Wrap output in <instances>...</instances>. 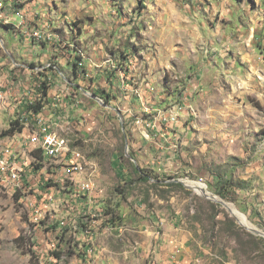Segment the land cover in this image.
<instances>
[{
	"label": "rangeland",
	"instance_id": "1",
	"mask_svg": "<svg viewBox=\"0 0 264 264\" xmlns=\"http://www.w3.org/2000/svg\"><path fill=\"white\" fill-rule=\"evenodd\" d=\"M4 1L21 5L30 18L42 10L45 18L59 16L56 28L46 25L59 35L61 50L83 51L85 65L75 76L67 70L75 58L40 59L41 51L37 62H29L18 27L5 26L16 21L0 17L5 48L29 62L10 69L11 58L0 47L4 79L12 87L4 108L12 110L0 109L1 132L23 110L12 104V94L33 101V90L51 82L46 112L56 102L69 116L71 126L58 133L76 156L71 166L84 157L81 167L99 175L91 204L104 215L100 227L98 218L84 222L91 210L87 196L76 201L74 180L60 167L63 156L43 154L45 130L37 119L39 143L29 142L27 158L14 143L3 146L5 156L18 157L0 166V264H109L98 263L100 242L131 239L134 250L141 237L155 241L163 234L168 214L180 216L200 264H264V237L245 228L264 231V0H164L180 13L166 9L160 23L149 0ZM34 28L53 41L43 23ZM47 63L57 68L41 67ZM1 86L0 100L6 94ZM84 91L99 92L103 102ZM37 122L29 118L25 125L36 131ZM37 147L41 160L29 155ZM115 156L128 179L117 175ZM13 171L33 180L28 188L9 178ZM50 178L56 181L43 191L40 180ZM207 196L228 202L231 211ZM106 208L121 216L116 227Z\"/></svg>",
	"mask_w": 264,
	"mask_h": 264
},
{
	"label": "crops",
	"instance_id": "2",
	"mask_svg": "<svg viewBox=\"0 0 264 264\" xmlns=\"http://www.w3.org/2000/svg\"><path fill=\"white\" fill-rule=\"evenodd\" d=\"M148 2H152L149 4V6H153L154 9L158 11V13L152 14L149 10V13L152 14V17H154L158 23H160V21L164 19L166 9H168L167 12H170V13L179 12L178 7L175 6V4L170 3L168 1L164 3V0H149V1H146L145 4H147ZM30 14L28 13V15ZM36 15H37V19L32 18V17L30 18V16H28L30 19L28 23L31 25V23L33 22L34 27H36V25H42L43 23L44 28H47L48 25L46 24L49 23L50 21V24L52 23L53 27L56 28L57 27L56 24L59 23V20L57 19L59 18V16L57 17L54 14L52 15L48 14L46 15L47 17L45 18L44 10L37 12ZM10 25L13 26L14 28H17L14 23H10ZM64 26H65V31H67L66 25ZM48 29L51 30L50 26H48ZM17 31L20 35L23 36L22 38L24 39L23 41L24 45L26 46L28 50L26 55H27V58H29V62L30 61L37 62L39 59L38 53L40 51L42 54V57L40 59H43V55L44 56L47 55L48 58L51 55L53 57H58L57 60L62 61L66 55L67 59L75 58L76 61H78V62H73L71 66H75V63L77 64L76 66L77 72H78L77 75L80 76L82 69L85 65V62H84L85 60L83 59L84 55L82 54L83 52L82 50H77V51L71 50V49L61 50V48L59 47V44L57 43L60 37L58 34L53 32L52 30L51 31L53 33V41H48V43L47 42L36 43L30 38H26L25 35L23 34V31L19 30V28H17ZM42 34L43 35L39 36V38L41 37L40 40L42 39L45 41V38H46L44 36L45 34L47 35L49 40H52L51 34H48L47 32H42ZM0 39H2L3 41V45H1L0 47H2L4 52L7 53L9 56L10 54L12 55V57H10L11 58L10 69L14 67H19V66L25 67L26 63H29V62H21L19 60H16L11 50H8V49L5 50L4 40L1 36H0ZM43 44H46V45L43 46ZM34 50H35V55L31 56L29 52H32ZM103 51L105 50H102L100 53H103ZM95 53L96 52H94V54ZM61 55H63V57L60 59ZM4 64H5L4 61L0 62V66H3V69L1 68L2 70H4ZM50 64L51 63L49 64L47 63L41 67L44 68ZM63 64L65 63L63 62ZM53 66L54 68H57L54 64ZM73 68H67V70L73 73ZM6 77H7V74L5 73L4 78ZM0 84L2 85L1 86L2 89H4V91L6 92L4 98L0 100V109H4V108H7V106L10 103L9 101L10 98L8 97V94H10V92L12 91V87L8 83H6L5 79H0ZM3 86L5 87L7 86V87L3 88ZM51 86H52V83H51ZM7 88H8V91H6ZM64 89H66V87ZM60 98H61V94L56 93L55 99H57V101H61L62 99ZM76 101L79 102V100H76ZM18 105L23 107L24 104H22L21 102H18ZM31 119L37 122V119H33V116L31 117ZM146 125L152 126L153 123H148ZM32 126H35V124L34 125L32 124ZM70 126H71V122H57V126L53 127V131L56 134H59L58 133L59 131L61 130L63 131L64 128L68 129ZM36 127H38V122L35 128ZM22 131H27L31 135V145H36L37 143H39L37 128H36V131H34L32 128H30V125L27 123L26 125H24ZM13 146L14 148H16L19 154H21V158H25L27 156L28 153L25 152L26 151L25 149H27L28 146H22V144L20 143H14ZM155 146L156 148L160 147L159 145L157 146L156 144ZM64 154H69V153H64ZM75 154H78V153H75ZM160 154H163V152L160 151ZM29 155L31 158H34L32 153ZM83 159L84 157H82V160H80V162L77 161V164H75V166L80 168V179H84L85 181L91 175V173H94V172H90L87 167H84V168L81 167V163L83 162ZM58 161L62 162L61 159H59V160L54 161L53 163H56ZM62 163L64 164V162ZM28 170L30 169L28 168ZM179 217L180 216H176V215L170 217V214H168L165 217V220L167 221H165V223L163 224V228H164L163 234L160 237L155 236L157 239L155 241L153 240L149 241L147 238L141 237L140 239L136 240L139 245L134 250L131 249V246L133 245V240L131 239L117 240L116 242L113 241L114 242L113 244H108L106 242L105 243L100 242L101 243V245H99L100 249L98 248V263L100 262L105 263L106 261V262H109V264H145L146 262L145 259L147 260L148 257L149 258L152 257V260L150 259L148 264H200L197 254L194 252V248L192 246L193 244H192L190 233L179 223L180 221ZM141 247L144 248V253L141 250Z\"/></svg>",
	"mask_w": 264,
	"mask_h": 264
},
{
	"label": "built area",
	"instance_id": "3",
	"mask_svg": "<svg viewBox=\"0 0 264 264\" xmlns=\"http://www.w3.org/2000/svg\"><path fill=\"white\" fill-rule=\"evenodd\" d=\"M27 14H28L27 11L23 7H21V5L13 4V3H10L9 1L5 2L4 0H0V17H5L6 19L16 21V27H18L19 30L23 31V34L25 35L26 38H31L32 35H42L43 29H36L34 28L33 25H30L27 22ZM44 29H48V26L47 28H44ZM45 41H52V40L45 38ZM71 59H74V58H71ZM74 62H78V61L75 60ZM47 66L54 67L53 64H50ZM4 75H5L4 70H0V79H4ZM62 77H64L63 74H62ZM6 91H8V88ZM33 91H38V90L35 89ZM41 100H44V99H39V102ZM13 102H21L22 104H24V106H28V109H25L24 111L33 110V119H39L41 121L42 125L44 126V130H45L46 142L49 143V151H45V152L50 154V151H57V156L64 157V164L60 165V167L65 168L67 172H70L71 178L74 180V193L76 195V201L80 202L83 197L87 196L86 198L88 200L87 202L88 207L91 210H90V214L88 213L85 215L84 222H88L89 220H94L98 218V226L100 227V225L102 224L101 220L104 215L103 210L99 207L97 210H95L93 209V206L91 204L93 199L97 197L96 191L98 188L99 175H91V183H84V179H80V168H78L77 166H71V159H76V158H74L70 154L61 153V144L67 143L65 139V134H53V127L57 126V122H71L68 119L69 116L64 112L57 110L58 103L56 102H53L51 104L52 109H53L52 113L46 112L47 106L45 104L43 105L40 111H35L33 109V106L35 105H31L30 99H19L18 94H12V104ZM76 103L78 102L76 101ZM75 105L76 104L72 105V107H74ZM7 110H12V108L3 109V114L4 113L7 114ZM3 114H0V116H2ZM173 119H175V117ZM13 124L15 123H12V125ZM154 126L155 124L153 123L152 126H148V127L153 128ZM29 142H31V135L27 131H16L12 135H3V133L1 132V127H0V166L4 163V161L12 160L14 157H18L14 155L5 156V154H3V146L7 144H12V143H20L22 144V146H29ZM31 171L35 172V170H31ZM9 178L13 182L14 181L25 182L26 188H28L31 182L33 181V180H24L23 178L20 177V175L17 174V172H14V171L9 175ZM34 181L36 182V180ZM55 181H56V178H50V181L40 180L41 184L44 186V187L42 186L43 191L46 190L44 188L53 186V183ZM204 187L207 189L206 184H204ZM85 208H87L86 205H85Z\"/></svg>",
	"mask_w": 264,
	"mask_h": 264
},
{
	"label": "trees",
	"instance_id": "4",
	"mask_svg": "<svg viewBox=\"0 0 264 264\" xmlns=\"http://www.w3.org/2000/svg\"><path fill=\"white\" fill-rule=\"evenodd\" d=\"M5 26H6L7 29H14V27L9 25V24H6ZM78 59H79V57H78ZM31 65L33 66L34 64H31ZM76 66H77V64L75 63V66H73L74 67L73 68V73H75V76H77V74H78ZM51 68H52V66H51ZM50 86H51V82H48L46 80L41 82L40 86L38 87V91H36V95L37 96H36L35 100L30 101L31 105H35V106H33V109L35 111H40L42 109L43 105L45 104L44 101H47L45 98L48 96V90H49ZM93 93L95 95H97V96L100 94L99 92H96V91H93ZM39 99H44V100H41L39 102ZM104 100L107 101L106 98H104ZM25 109H28V106H23V110L21 112H19L17 117L10 121L9 127L4 130V132H3L4 134L3 135H12L16 131H22L25 123L27 122V119L31 118V116L33 115V110L24 111ZM12 123H15V124L12 125ZM32 154L37 160L38 159L39 160L42 159V153H41V150L39 148L33 150ZM113 159H114L113 160V165L115 166V171H116L117 175H119L121 177H125L126 179H128V176L125 173H123V170H122V166L123 165L119 161V157L115 156ZM134 169H135V172L139 176L140 179L147 180V175H146L145 170L140 169L139 167H136V166H135ZM218 194L221 195L224 199H228V197L223 194V191L220 190L218 192ZM105 211L111 217L110 220H109V223L112 226L119 225L118 222H119V219H121V216L117 217V216L114 215V217H112L114 212L110 208H106ZM57 226H58L57 224H54L52 226V228H56ZM54 255L57 258H61V253L60 252H54Z\"/></svg>",
	"mask_w": 264,
	"mask_h": 264
},
{
	"label": "water",
	"instance_id": "5",
	"mask_svg": "<svg viewBox=\"0 0 264 264\" xmlns=\"http://www.w3.org/2000/svg\"><path fill=\"white\" fill-rule=\"evenodd\" d=\"M4 47V46H3ZM5 48V47H4ZM5 50H7L6 48H5ZM10 57H12V55L10 54ZM88 96H90V97H92V98H94V99H96V100H98V102H103L97 95H95L93 92L91 93V92H88V91H84ZM184 183V182H183ZM186 186H188V185H186ZM189 187V186H188ZM213 196H215V195H213ZM208 197V199H212V200H214L212 197H210V196H207ZM214 201H216V202H218V203H220L222 206H224L229 212L231 211V209H230V207H229V204H228V202H226V201H224L223 199H217V200H214ZM245 228L247 229V230H249L250 232H253V233H255V234H258V235H260V236H263L264 235V231H262V230H260V229H258V228H256V227H252V226H245Z\"/></svg>",
	"mask_w": 264,
	"mask_h": 264
},
{
	"label": "bare ground",
	"instance_id": "6",
	"mask_svg": "<svg viewBox=\"0 0 264 264\" xmlns=\"http://www.w3.org/2000/svg\"><path fill=\"white\" fill-rule=\"evenodd\" d=\"M32 37H34V36H32ZM53 134H55V133H53ZM66 142L67 143H62L61 144V153H63V154L64 153H70V148H69V144H68L67 139H66ZM41 147H42V151H43V154L45 155V157L46 156H48V157L57 156V151H50V154L45 152V151H49V143L46 142V138L45 137H44V140H43V143H42V146ZM85 183H91V178L88 179V180H86ZM214 200H216V199H214ZM243 216H245V215L243 214ZM263 237H264V235H263Z\"/></svg>",
	"mask_w": 264,
	"mask_h": 264
}]
</instances>
